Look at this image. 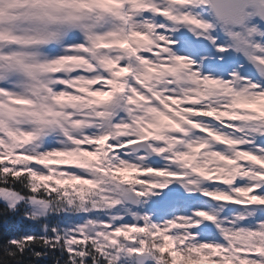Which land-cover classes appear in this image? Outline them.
Returning a JSON list of instances; mask_svg holds the SVG:
<instances>
[{
  "label": "snow or ice",
  "instance_id": "6c2138e0",
  "mask_svg": "<svg viewBox=\"0 0 264 264\" xmlns=\"http://www.w3.org/2000/svg\"><path fill=\"white\" fill-rule=\"evenodd\" d=\"M0 205V264H264V0H0Z\"/></svg>",
  "mask_w": 264,
  "mask_h": 264
},
{
  "label": "trees",
  "instance_id": "16d2710c",
  "mask_svg": "<svg viewBox=\"0 0 264 264\" xmlns=\"http://www.w3.org/2000/svg\"><path fill=\"white\" fill-rule=\"evenodd\" d=\"M31 227L32 225L30 222L26 221L23 225H21L15 218H12V224H11L12 231H26L28 228H31Z\"/></svg>",
  "mask_w": 264,
  "mask_h": 264
}]
</instances>
